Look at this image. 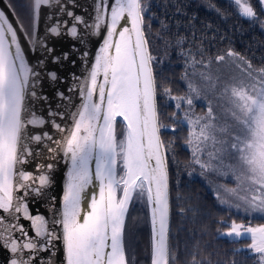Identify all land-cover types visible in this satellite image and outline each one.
Listing matches in <instances>:
<instances>
[{"label": "snow or ice", "instance_id": "6c2138e0", "mask_svg": "<svg viewBox=\"0 0 264 264\" xmlns=\"http://www.w3.org/2000/svg\"><path fill=\"white\" fill-rule=\"evenodd\" d=\"M67 2L74 3V0ZM258 3L264 10V0ZM232 4L240 17L264 27V20L251 0H232ZM57 5L59 14L66 13L71 23L63 22L66 31L62 33L58 21L47 30L52 36L65 34L78 39L77 26L81 23L93 35H100L101 29H106L91 68L82 80L74 77L78 81L74 88L79 90L81 103L71 112V125L61 127L52 121L62 134L59 140H53L47 132L29 136L30 125L40 127L46 123L28 106L29 94L38 98L35 88L40 74L29 65L16 28L6 12L0 10V248L10 253L7 264H36L39 253L53 247L55 240H62L66 264H129L124 244L125 220L130 203L137 199L150 209L151 264H174L177 256L169 245L166 156L172 144L161 139V129H167L168 125L162 122L158 94L176 102V111L170 116L173 131L178 123L189 125L186 143L192 148L191 163L198 164L202 174L213 172L235 180V187L220 184L214 189L219 202L229 208L243 209L250 216L258 214L264 220V66L254 67L231 48L213 57L202 46L195 53L181 47L180 55L185 57L182 79L187 82L188 93L173 95L170 87L164 86L163 81L158 82L154 71L153 62L157 58L150 51L151 26L145 27L149 11L146 0H96L91 24L68 10L62 0H33L31 35L20 25L33 50L40 47L48 53L54 51L38 36V23L42 7ZM8 7L12 5L9 3ZM12 12L15 16L14 8ZM161 26L167 27L163 22ZM184 42L185 37L178 36L177 45L182 46ZM83 55L87 57L88 53ZM59 60L60 57H53V63ZM38 63L43 66L44 60ZM222 65L239 72L226 76ZM47 76L52 82L58 79L54 71ZM101 76L102 81L98 79ZM208 92L212 93L216 105L231 117L232 123L227 127L217 122L212 100L208 101L205 114L193 118L194 100L208 99ZM57 95L65 98L62 92ZM185 103L187 109L183 108ZM181 110L183 117L179 114ZM57 115L63 118L65 113L49 110V116ZM117 117H122L126 125L119 140L115 130ZM45 140L56 145L55 148L45 145L49 153L62 151L71 162L60 218L52 221L62 227L61 235L49 229V221L43 215H30L22 198L16 195L23 189L25 195L34 192L39 196L50 184L49 176L43 172L44 165L37 166L39 175L20 167L28 157L40 155L31 145ZM93 158L99 195L93 192L82 211V201H87V190L93 184L89 171ZM52 167L47 165L48 169ZM37 180L39 187L35 186ZM187 211L180 207L181 215ZM21 212L31 222L33 236L19 223ZM219 223L227 228L221 233L223 236L250 237L249 251L264 264V223L255 226L235 220L230 225L224 220ZM40 264L45 261L41 259ZM47 264H51V258ZM190 264H211V261L198 260L197 253L193 252Z\"/></svg>", "mask_w": 264, "mask_h": 264}, {"label": "trees", "instance_id": "16d2710c", "mask_svg": "<svg viewBox=\"0 0 264 264\" xmlns=\"http://www.w3.org/2000/svg\"><path fill=\"white\" fill-rule=\"evenodd\" d=\"M149 11L145 16V27L151 26L149 34L151 54L158 82L170 87L173 95H183L185 87L182 73L185 57L180 55L181 47L196 52L202 46L213 57L229 48L243 55L254 67L264 66V31L259 22L240 17L234 5L228 0H146ZM260 19L264 20L258 0H251ZM15 9L16 17L28 34L32 33V0H8ZM219 9V11H217ZM161 22L167 25L162 28ZM159 32V35L157 33ZM185 37L182 46L176 41ZM199 57L197 56V59ZM162 61V63H161ZM162 122L168 125L161 129V139L171 142L172 149L166 154L169 174L171 226L170 248L177 259L174 264H190L191 254L197 259L211 261V264H255V257L240 249L247 239L235 240L221 235L227 230L220 225L224 220L229 225L233 220L244 222L241 216L220 206L207 187L197 178L189 176L190 156L184 143L187 129L173 124L170 119L174 111L163 95L157 96ZM122 124L117 123V129ZM180 207L188 209L181 215ZM255 223H264L256 220ZM219 229V232L217 231ZM149 239L145 232L139 236L136 262L148 264Z\"/></svg>", "mask_w": 264, "mask_h": 264}, {"label": "water", "instance_id": "95a60500", "mask_svg": "<svg viewBox=\"0 0 264 264\" xmlns=\"http://www.w3.org/2000/svg\"><path fill=\"white\" fill-rule=\"evenodd\" d=\"M63 3L67 5L68 10H71L77 16H81L83 20L91 24L95 16V3L96 0H74V3H68L67 0H62ZM33 3V0H32ZM0 10L6 12L8 19L16 28L19 35V42L25 53V58L29 65L32 66L40 75L39 83L36 85L35 91L38 98H33L29 94L28 106L31 112H35L37 116H41L45 119L46 123L40 127H28L29 136L36 133H49L53 140H59L62 134L56 130L53 126L52 121L61 127L65 125H71V112L76 110V106L81 103L79 90L74 88L75 84L78 83L74 77H79L81 80L86 75V70L91 68L94 62L95 56L98 49L100 48L102 41L104 39V33L106 29H101L100 35H93L88 29L85 28L83 23L79 24L78 32L79 38L73 39L68 35L62 34L60 36H52L48 33V28L57 24L59 21L61 32H65L63 22L70 21V18L66 13L59 14V6H54L52 8L42 7L39 14L38 23V36L45 39V43L49 48L54 49L51 53L43 51L40 47L33 50L29 40L26 38L23 32L20 31V23L16 17L13 15L12 8L8 7V3L5 0H0ZM49 16L52 18L49 19ZM122 21V24H125ZM128 27L131 25L128 24ZM32 28H33V14H32ZM83 41V43L81 42ZM14 51V49H13ZM87 52V57H84V53ZM67 53V59H64V54ZM53 57H60L59 62L53 63ZM44 60V65L40 66L39 61ZM54 71L56 72L58 79L55 82L49 80L47 73ZM102 81L103 77L98 78ZM70 89H73L70 91ZM58 92L64 93L65 98H61L57 95ZM46 97V99H45ZM98 99V97H94ZM49 110L58 113H65L62 118L57 115L55 117L49 116ZM31 113H29L30 115ZM117 122H121L125 129V122L122 117H117L115 130L117 133ZM121 128V131L124 132ZM119 140V139H118ZM45 145H50L55 148L56 145L52 141L45 140L43 143L37 145L33 143L31 145L33 151H39V156L28 157L27 161L23 163L20 167L34 175H39L37 171L38 165H44L43 172L49 176L50 184L42 189L41 195L37 196L34 192L29 195H25L23 189L19 190L16 195L21 197L23 202L28 208L30 215H43L46 220L49 221L48 227L50 230H55L58 235L62 234V227L57 224H53V219H59V213L62 210V201L65 191V185L68 180V171L71 166L70 160L64 157L62 151L57 153H49ZM55 156V159L52 157ZM52 164L51 169L47 168V165ZM120 169V168H119ZM89 171L93 176V184L89 185L87 190V201H82V211L86 207V203L90 202L91 194L93 192L99 195L98 181H95V159L93 158L89 162ZM118 171V169H117ZM35 186L39 187V181L35 182ZM132 203V202H131ZM126 214L128 216L130 206ZM169 204H170V192H169ZM147 206V205H146ZM19 223L24 225L25 228L29 229V235L33 236L34 231L31 230V222L24 218L23 212L19 213ZM147 221L149 229V248L151 249L152 242V225L150 219V209L147 207ZM126 223V220H125ZM170 226H171V209H170ZM18 235V234H17ZM249 238V237H244ZM53 247L48 251L40 252L36 264H40L41 259L47 261L51 258V264H66L65 254L62 240L53 241ZM27 251V250H25ZM54 253V254H53ZM10 253L0 248V264H7ZM131 261V260H130ZM131 264V263H130ZM149 264H151V256L149 253Z\"/></svg>", "mask_w": 264, "mask_h": 264}, {"label": "rangeland", "instance_id": "374dc122", "mask_svg": "<svg viewBox=\"0 0 264 264\" xmlns=\"http://www.w3.org/2000/svg\"><path fill=\"white\" fill-rule=\"evenodd\" d=\"M228 1H230L232 3V0H228ZM147 4L149 6L148 1H147ZM262 11L264 13V10H262ZM261 29L264 31V27H261ZM199 67L200 66L197 65V68H199ZM221 70L223 71V73L226 76L230 75V74H237L239 72L238 69H235L234 67L230 68V67L225 66V65L221 66ZM188 72H189V75H191L192 69L189 68ZM184 73H185V67H184V71L182 73V77H183ZM181 81H182V83L185 87V90H186L185 93L183 94V95H185L188 93L187 82L184 79H182ZM207 96H208V99L200 98V99L194 100L193 107H192L193 118L197 115L205 114L207 112L208 101L212 100L213 107L216 110V115L218 118L217 122L221 126H224V127H227L228 125H230L232 123L231 117L216 105V102L213 98L212 93L208 92ZM166 100L168 103L173 105L174 111H176V108H175L176 102L169 100L167 97H166ZM183 108L187 109L188 105L185 103ZM179 114L181 117H183V110H181ZM179 124H181L182 126H184L187 129V135L186 136L188 137L189 125L186 122H182ZM121 128L124 129V126L122 125ZM184 147H185V149L188 150L189 156H190V166H189V172H188L189 176L199 179L207 187V189L211 192L213 197L216 199V202L220 206H222L223 208L229 209V210L233 211L235 214L241 216V218L244 219L245 221L239 222L240 224L248 225L249 223H251V225L255 226L257 224V223H255L256 220H262L259 218L258 214H253L252 216H250L246 212H244L243 209L238 210L235 207L229 208L227 205L221 204L219 202V200L216 198V194H215L214 189L220 184H226L228 187H235V185H236L235 180L232 179L231 177H220L213 172H207V173L202 174V170H201L200 166L198 164H192L191 163L192 148H190L187 145L186 141L184 143ZM204 159L205 160L207 159L206 155L204 156ZM120 171L121 170L118 167V172H120ZM143 232L146 233V235L148 236V239H149V229H148V221H147V206H146V203L137 199L131 203L129 213H128V216L126 218L125 230H124V244H125V248L127 251L129 264L130 263L131 264H145L144 261H141L139 263L136 262V257H137L136 247H137L139 236H141ZM232 238L235 240L240 239V238L238 239L235 237H232ZM246 239H247L246 245L244 247H240V249L248 251L250 255H253L255 257V264H260L259 257L256 254L250 252L248 247H247V245L251 243L250 237L246 238ZM147 252H148L147 253L148 264H149L150 248H148Z\"/></svg>", "mask_w": 264, "mask_h": 264}, {"label": "bare ground", "instance_id": "6f19581e", "mask_svg": "<svg viewBox=\"0 0 264 264\" xmlns=\"http://www.w3.org/2000/svg\"><path fill=\"white\" fill-rule=\"evenodd\" d=\"M117 133H118V139H122L123 138V132L121 131V129H117Z\"/></svg>", "mask_w": 264, "mask_h": 264}]
</instances>
